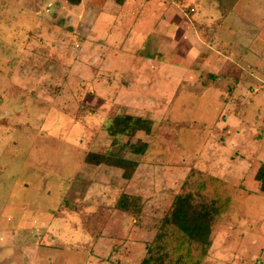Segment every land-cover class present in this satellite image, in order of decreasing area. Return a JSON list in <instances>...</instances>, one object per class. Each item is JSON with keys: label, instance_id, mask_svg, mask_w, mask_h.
<instances>
[{"label": "rangeland", "instance_id": "rangeland-1", "mask_svg": "<svg viewBox=\"0 0 264 264\" xmlns=\"http://www.w3.org/2000/svg\"><path fill=\"white\" fill-rule=\"evenodd\" d=\"M131 3L140 19L120 22L95 17L88 0H0V264H139L194 171L236 186L202 264H264V197L253 181L264 163V0ZM174 3L184 14L193 7L184 17L216 45L238 44L239 90L230 81L201 90L210 81L200 80L190 91V79L171 98L136 89L154 86L157 65L138 80L125 73L131 61L171 57L151 41ZM186 51L194 65L206 54ZM123 114L149 120L150 131L110 145L105 128ZM87 153L136 166L124 179L85 163ZM125 197L136 212L117 209Z\"/></svg>", "mask_w": 264, "mask_h": 264}, {"label": "trees", "instance_id": "trees-1", "mask_svg": "<svg viewBox=\"0 0 264 264\" xmlns=\"http://www.w3.org/2000/svg\"><path fill=\"white\" fill-rule=\"evenodd\" d=\"M78 5L79 0H65ZM120 2V0H117ZM150 121L129 115H115L105 128L116 144L118 137H131L137 131L149 133ZM144 144L137 148L141 153ZM83 161L91 165H105L120 169L121 177L129 179L136 164L117 154L87 153ZM183 182V188L175 194L158 228L145 250L139 264H202L211 240L220 227L232 198L233 186L219 178L197 171ZM253 180L264 197V163L255 169ZM123 212H136L134 201L125 197L117 205Z\"/></svg>", "mask_w": 264, "mask_h": 264}, {"label": "crops", "instance_id": "crops-1", "mask_svg": "<svg viewBox=\"0 0 264 264\" xmlns=\"http://www.w3.org/2000/svg\"><path fill=\"white\" fill-rule=\"evenodd\" d=\"M88 1H90L91 4H94L93 7L95 8L94 10L96 13L95 17L100 13L107 12L112 14L113 16H116V18H118L120 22L125 16L133 18L134 21L140 19L141 11H139V9H135L134 4L132 5L131 3V1L135 2L136 0H120V2H118L117 0ZM128 2L130 4H128ZM174 4L175 5H171L172 10L170 9L169 19L162 17L156 24L158 32L155 35V38H153V41H151V48L156 47L157 44H159L158 46L169 48L170 52L169 54H166L168 55V57L169 55L171 57H169L167 61L159 59L155 62L153 60H150V57H140L136 58L134 61H131V66L130 68L125 70V73L128 76H136L138 80L141 79V77L146 76L145 72L147 66H150L153 70V67L157 65L156 69L153 72L154 74L152 73V75H154V86L148 85V87H146L145 85V88L141 83L138 82L136 89L140 92L148 91L149 93L159 94L160 96H169L171 98L174 96L177 89H179L180 87H185L181 82L190 79L191 82L194 81L195 84H191V86H188V88L187 86L185 87L190 91L196 88L198 89V86L196 87V85H199L197 81L200 80L205 82L210 81L206 85H202L203 83L200 84L201 86L199 85V87H201V90H206L212 84V82L220 81H224V84H227L228 81L236 82L233 89L234 91H236L237 89L239 90L240 77H238V72L241 70L240 66L242 65L236 58L232 57L230 54L231 50L236 48L238 44L228 43L227 46L229 48H226L227 46L225 47L221 45V43H219L217 44V47L216 43L218 42V37L214 35L213 31H211L209 35H206L205 29L202 27L203 25H200V23L191 20L190 17H184L185 14L189 15V13L195 12L194 8L190 7L187 10V13L184 14V12L180 11L176 7V3ZM126 6H129V8L127 9ZM229 10H231V8ZM182 17H184L185 19ZM183 19L186 24H184V27H180L177 22H182ZM173 21L176 22L174 25L172 23ZM216 25L218 26V24ZM98 43L101 42L98 41ZM100 45L101 44H99V46ZM189 45L191 47L199 46L206 52V54H203V58H201V60L199 59L200 61L196 63V65H194L195 59L192 58L190 51H186V49L189 50V48H191L189 47ZM182 51L184 53H182ZM151 62L155 63L153 67ZM195 66L197 69L192 68ZM179 74H181L182 76H180ZM247 75L252 80H254V77L251 76V70ZM211 77L214 79H212ZM166 84H168V86L170 84L171 85L170 87L165 89L164 86ZM247 90H250V86H247Z\"/></svg>", "mask_w": 264, "mask_h": 264}]
</instances>
